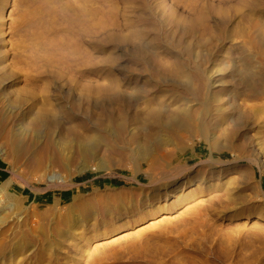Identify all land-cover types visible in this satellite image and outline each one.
<instances>
[{
    "label": "rangeland",
    "instance_id": "1",
    "mask_svg": "<svg viewBox=\"0 0 264 264\" xmlns=\"http://www.w3.org/2000/svg\"><path fill=\"white\" fill-rule=\"evenodd\" d=\"M7 181L0 264H264V0H0Z\"/></svg>",
    "mask_w": 264,
    "mask_h": 264
},
{
    "label": "bare ground",
    "instance_id": "2",
    "mask_svg": "<svg viewBox=\"0 0 264 264\" xmlns=\"http://www.w3.org/2000/svg\"><path fill=\"white\" fill-rule=\"evenodd\" d=\"M174 121L177 122L179 120L177 119V117H175ZM88 151H89L88 147H85L84 148V152H88ZM139 151L140 152H138L137 157L141 158L143 155H145L146 151H145V149L143 147H140ZM10 173H12L13 177H17L18 176V173H16V171H15V166L14 165H11ZM54 178L55 177L50 176L49 179L52 180ZM9 183L10 182L7 181V182H4V183L0 184V208L4 207L6 204L9 205V206H16V200L13 197V194L11 192H9V187H10ZM20 213L21 212H18V211H16V212L9 211L7 216H2L0 214V226H1V224L5 225V223L6 224L7 223H12L14 221L18 222Z\"/></svg>",
    "mask_w": 264,
    "mask_h": 264
}]
</instances>
